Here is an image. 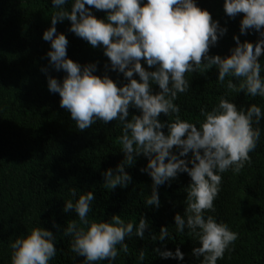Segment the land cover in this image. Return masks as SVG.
I'll list each match as a JSON object with an SVG mask.
<instances>
[{
	"label": "clouds",
	"instance_id": "1",
	"mask_svg": "<svg viewBox=\"0 0 264 264\" xmlns=\"http://www.w3.org/2000/svg\"><path fill=\"white\" fill-rule=\"evenodd\" d=\"M69 3L70 9L65 7ZM51 4L55 11L42 39L50 43L51 50L46 54L49 67L66 75L60 81L47 76L49 92L59 95V106L80 131L97 121H116L120 127L117 140L124 158L115 169L102 173L103 187L126 188L132 178L125 169L144 156L147 164L139 171L152 181L151 195L144 204L158 209V187L170 186L180 174H187L190 183L184 189V211L174 215V230L178 235L187 230L197 240L199 246L192 249V256L199 264H217L238 239V233L208 213L215 212L222 174L229 170L238 174L251 164L249 153L260 142L264 110L257 104L238 107L226 93L211 110L201 107L203 120L197 126L181 119V108L175 101L189 91L186 73H206L213 68L218 73L216 80L229 91L264 98V64L260 60L264 55V0H223V11L230 19L242 14L241 35L258 34L255 44L242 43L234 35L235 47L225 57L210 56L209 50L227 29L207 10L197 7L196 0H51ZM93 9L104 11L105 17L96 18ZM65 20L70 22L68 31L93 49H103L108 58L106 72L122 74L126 83L118 87L106 73L93 74L97 71L95 63L82 66L67 57L68 40L56 29L57 23ZM41 72L47 75L48 69ZM226 77L232 79L225 84ZM153 86H158V91L154 92ZM130 108L139 115L129 118ZM161 114L171 121L161 122ZM68 195L63 211L74 212L76 219L67 221L63 228L55 222L52 227L70 237V251L83 257L81 264H112L121 252H129L126 238L144 240L145 230L162 246L175 238L165 226L160 227L158 235L153 234L143 215L138 222H126L120 215L106 222L90 219L93 192L69 188ZM56 243L53 231L33 227L11 242V264H50L57 255ZM152 251L161 259L184 260L179 247L175 251ZM136 259L144 264L146 250L138 251Z\"/></svg>",
	"mask_w": 264,
	"mask_h": 264
},
{
	"label": "trees",
	"instance_id": "2",
	"mask_svg": "<svg viewBox=\"0 0 264 264\" xmlns=\"http://www.w3.org/2000/svg\"><path fill=\"white\" fill-rule=\"evenodd\" d=\"M196 5L227 29L216 46L210 48V56H228L235 47L234 35L242 43L257 41L256 32L240 34L242 14L230 19L223 11V0H196ZM65 7L70 9L71 4ZM54 11L51 0H0V264H11V242L36 226L57 235V255L50 264H81L83 257L70 251V237L52 227L53 222L63 228L67 221L76 219L74 212L63 211L64 201L70 198L69 188L93 192L90 219L106 222L113 215H120L126 222H138L143 215L153 234L158 235L160 227L165 226L175 236L163 246L150 239L149 230H145L144 240L126 238L129 252H121L112 264H138L137 253L142 249L146 250L144 264H199L192 256V249L199 246L197 240L187 230L184 235L174 230V215L184 211V189L190 183L187 174H180L170 186L158 187L161 205L158 209L144 204L151 195L152 184L151 178L139 171L147 164L144 156L137 157L125 169L132 178L126 188L103 187L102 173L108 168L115 169L124 158L117 140L120 127L116 121L107 124L97 121L80 131L70 114L59 106V95L49 92L47 76L60 81L66 75L49 67L46 54L51 50L50 43L42 39L43 32L51 26ZM93 14L98 19L106 15L94 9ZM69 27L67 20L56 25L57 32L68 40L69 59L82 66L95 63L97 71L93 74L106 73L118 87L126 83L122 74L106 72L108 58L101 47L93 49L68 31ZM260 60L264 64V55ZM42 68L48 69L47 75L41 72ZM217 75L215 68L206 73L198 70L185 74L189 91L178 95L175 101L180 105L181 119L199 126L203 120L201 107L211 110L226 93V98L238 107L257 104L264 110V98L231 92L216 80ZM133 78L138 79L135 75ZM229 79L232 77H226L225 84ZM153 91H158V86H153ZM131 115L139 112L130 108L129 118ZM159 119L164 122L172 118L161 114ZM260 127V142L249 153L251 164H246L238 174L230 170L222 174L221 190L214 201L215 212L208 213L238 233V239L217 264H264V119ZM177 247L184 253L183 261L161 259L152 251L153 248L175 251Z\"/></svg>",
	"mask_w": 264,
	"mask_h": 264
}]
</instances>
